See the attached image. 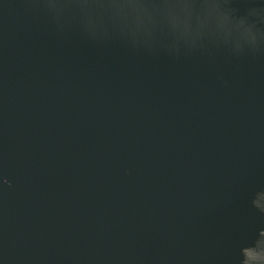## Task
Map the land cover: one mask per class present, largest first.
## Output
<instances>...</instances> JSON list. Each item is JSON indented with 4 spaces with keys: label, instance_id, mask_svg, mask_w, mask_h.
<instances>
[{
    "label": "water",
    "instance_id": "obj_1",
    "mask_svg": "<svg viewBox=\"0 0 264 264\" xmlns=\"http://www.w3.org/2000/svg\"><path fill=\"white\" fill-rule=\"evenodd\" d=\"M128 2L0 0V264H264V49Z\"/></svg>",
    "mask_w": 264,
    "mask_h": 264
},
{
    "label": "clouds",
    "instance_id": "obj_2",
    "mask_svg": "<svg viewBox=\"0 0 264 264\" xmlns=\"http://www.w3.org/2000/svg\"><path fill=\"white\" fill-rule=\"evenodd\" d=\"M116 6L131 9L138 28L142 27L145 33L156 23V14L137 0ZM151 8L161 11L176 40L189 48L196 47L208 37L216 43L227 45L237 54L264 49V30L258 26L264 23V15L259 10H252L248 15L233 16L223 9L218 0H205L200 4L194 0H172L162 5H152ZM175 50H179L178 46Z\"/></svg>",
    "mask_w": 264,
    "mask_h": 264
}]
</instances>
